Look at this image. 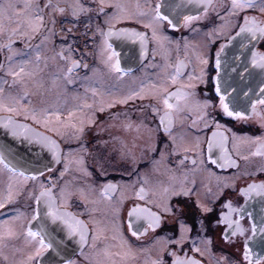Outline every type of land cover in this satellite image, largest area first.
<instances>
[{"label":"flooded vegetation","instance_id":"flooded-vegetation-1","mask_svg":"<svg viewBox=\"0 0 264 264\" xmlns=\"http://www.w3.org/2000/svg\"><path fill=\"white\" fill-rule=\"evenodd\" d=\"M124 2L129 4L139 2L143 4L145 0H124ZM150 2L154 5L157 0H150ZM160 2L165 5V12L170 13L177 19L186 14H196L194 6L175 7L178 4H186V0H160ZM106 11L110 13L113 10L106 9ZM250 14L259 15L258 13ZM58 20L60 22L57 25V35L49 43L47 54H52L53 43L55 44L56 52L61 50V45L65 48L71 46L74 53L73 58L80 61V67L73 73V77H78V79H75V83L71 85H65L63 81H57V87L52 89L50 86L51 92H53L52 96L44 100L46 103H52V105H64L67 107L66 103L69 102L78 101L79 105H82L84 98L87 97V103L93 104V107L84 111L91 114L94 118V123L86 127L81 140L76 141V145L83 143L86 146L87 167L93 175L90 177L79 173L76 177L70 175L75 183L71 181L73 185H69V190L73 195L70 198L68 210L80 215L87 207L89 209L88 213L80 218L88 222L91 217L107 229L104 232V236L107 239L101 242V247L105 245L117 246L112 247L111 250L123 251L124 249H119L118 247L121 244L122 237L127 242L126 247L130 246L135 255L134 259L130 258L124 264H146V261L150 264V261L157 258L161 253L164 239L174 240L179 236V226L175 221V217L161 213L160 226L155 230L148 229L147 232H144V228L147 225L140 222V231L144 232V234L137 237L128 231L129 218L127 213L134 204L143 205L145 203L143 200L136 199V192L141 187L147 190L148 199H155L153 192H159L163 186L172 183L173 181L170 180V177H173L177 187L183 183L184 187L193 189V194L190 197L173 196L170 201L174 208L177 205L185 208L186 215L183 218L191 229L186 233L188 238L180 246L183 247L184 252L194 255L196 259H203L204 264H209L207 257L193 254L190 248L193 240L196 241L198 246L203 247L201 238H210L214 259L219 260L221 256L226 258L225 261H221V264H234V262L235 264H249L248 261L244 260L245 242L247 241L251 264H256L257 260H261L264 257V232L259 230L253 232L252 227L254 224L257 229L264 226V196H258L253 193L246 198L240 190L242 188L246 189L249 184H259L264 181V171L259 170L260 166L264 164V158L249 157L248 160L242 159L241 156L248 155V152L254 146L242 144L239 154H237L233 150L232 137L233 134L237 137L264 135V127H261L259 119L255 115H251V102L261 98L259 93L261 84L264 82V74H261L260 69L252 68L250 65L252 49L264 52V40L249 43L247 39L235 37V33L232 32L231 34L235 38L229 42L227 39L229 33L223 31L218 38L214 36L211 43L204 47L207 39L206 34L210 30H214L220 23L212 10L203 19L193 21L187 28L182 24L176 28L167 27L165 24L163 34L169 37V40L164 42L163 48H160L151 40V32L144 29L142 25L132 21H125L117 24L116 27L147 32L149 41L146 56L141 59L139 41L133 43L125 39L110 38V43L113 44L114 49L115 41L118 42L119 40L121 43L122 49L120 51L124 53L121 56L118 55L121 67L125 70L131 69L130 72L126 71L124 76L117 79L116 74L110 73L101 62V57L99 56L101 37L99 35L93 37L98 23L104 28L107 27L102 23L103 17L97 20L95 14H93L90 22L88 18L81 16L79 21L76 22L71 16L65 14L63 17H58ZM89 23H91V27L87 29V35H84L85 26ZM69 29L71 31H68ZM193 29H198L199 31H193ZM6 39L7 37L0 39V44L4 43ZM186 41L189 45L187 50L185 49ZM33 43H39V39L34 40ZM221 45H224V49L220 53V67L217 69L216 53ZM14 48H23V44L19 39L14 38ZM153 48L157 49L155 56L153 55ZM194 50L196 53L203 54L204 58L208 60L207 65L199 64ZM115 51L117 52L116 49ZM186 51L187 56L185 55ZM7 55L6 49L0 50V63L5 62ZM178 60L185 61L187 65L182 73L183 78L180 83L189 82L188 73H192L193 69H195L196 75H199L200 68L204 69L203 80L192 81L196 85L195 89H186V91H195V99L201 102L204 100L210 101V106L204 110L210 115L207 119V127H205L204 121H198L197 126L193 127L192 121L199 115L198 112L185 110L176 114L172 135L177 138L178 143L180 142V136L183 135L188 146L195 141L196 137H199L203 153L202 157L193 151H179L176 155H172L169 137L163 129L158 128L159 118L154 117L151 108L145 107L155 103V101L135 99L127 104L116 103L113 107H104V111L101 112L98 110L100 97H93L91 91L85 92V87L96 88L99 92L105 94L104 99L108 101L114 96L109 91L119 85L121 99L128 95L130 90L138 91L142 81L147 84L149 80L156 81L158 79L157 74L161 73V68L152 67L150 66L151 64L163 66L167 63L175 66ZM57 63L62 64L65 68L67 67V62L65 61L58 60ZM84 63L89 65L88 69L83 67ZM42 65L43 62L41 63V68H43ZM93 69H96L95 73ZM169 71H174V67L169 69ZM48 72L49 74L56 72L55 66L51 63L40 74V77L45 79ZM0 75H3V73L0 72ZM85 76L90 77V79L85 80ZM8 79L10 80L11 78L9 77ZM180 83L172 85L169 82V91H175L180 86ZM217 85L221 89L220 95L225 97V102L230 107H234L238 111H246L249 114L247 120H239L223 114L220 108V97L216 93ZM231 86H236L235 92L232 91ZM68 88L75 90L77 94L70 96L68 93H63V91H68ZM30 99H32L34 104L40 105L43 97L33 96ZM230 99L236 100V103L230 104L228 102ZM75 104L73 105L78 107ZM157 106L159 107L160 105ZM257 112H264V106L257 105ZM5 115L8 114L0 113V116ZM79 115L80 113L77 112L76 117L78 118ZM14 118L17 121L29 123L38 130L51 135L58 140L61 148L65 151L66 143L56 137L54 133L48 132L31 119L25 120L22 115ZM128 123H131L132 127L126 129L124 125ZM216 123L222 125L219 131L228 137L225 147L228 149L231 159L235 162L234 166L222 169L215 164H211L208 160L207 137H210L213 131L216 130ZM149 145L154 147L155 151H152ZM161 152H164L163 157H161ZM98 155H102L107 161L104 174H101L93 165V158ZM219 155L220 150L214 148L213 159ZM184 157L189 159L183 165H180L178 161ZM193 158L198 161L196 166L191 163ZM201 158L205 161L203 165L199 164ZM153 161H158V163L153 164ZM52 168L51 178L53 183L65 184L67 176L60 177V172L64 168L63 161ZM193 168L197 170L191 171ZM48 175V173H45V179L48 178ZM145 179L147 183H145ZM193 180H195L194 185L192 184ZM109 181L118 185L120 189L112 193V200L104 199L99 195L101 186ZM80 189H83L85 196L89 200L87 205L80 197ZM56 191L58 193L59 189L57 188ZM122 194L125 199L121 202ZM19 198L17 196L5 208L0 209V220H7L15 216L17 210H19V212L24 213V217L18 222L23 224L26 229L28 227L27 220L31 218L35 203L31 199L28 202ZM197 200L207 208H210L211 211H202L197 207ZM92 201H95V203H92ZM229 202L233 208H242V213L239 217L236 213H232V219H239L241 226L245 229V233L243 235L238 233L236 236H232L231 232H229L227 234L228 238L225 239L224 229L227 228V224H218L217 221L221 213L229 211L228 208L224 207ZM152 210L157 211L155 207ZM133 221L135 223V218H133ZM200 221H203V230H201ZM36 225L37 222L33 221V230H36ZM89 227L92 228L93 225L89 223ZM17 230L19 233L17 236L7 237V240L0 244V264H20L21 261L26 259L30 251H34L26 243L28 238L23 235L19 225ZM47 231L53 247L39 258L43 261V264H62V258L69 256L83 260L82 257L74 254V251H79L76 242L66 238L59 223L54 224L51 221H47ZM114 235L118 237L115 240L112 239ZM91 242L89 237L88 243L90 244ZM176 249L177 246L175 244L168 245L167 251L163 253L166 264H171L172 259L171 256L167 255V252ZM84 251L87 253L90 250L85 248ZM184 252H178V254L183 255ZM4 256H7L8 259L5 260ZM83 264H86V262H83ZM261 264H264V260L261 261Z\"/></svg>","mask_w":264,"mask_h":264},{"label":"snow or ice","instance_id":"snow-or-ice-1","mask_svg":"<svg viewBox=\"0 0 264 264\" xmlns=\"http://www.w3.org/2000/svg\"><path fill=\"white\" fill-rule=\"evenodd\" d=\"M187 5L194 6L196 14H186L177 19L170 13L165 12V5L160 0H157L154 5L150 0H145L143 4L139 2L129 4L124 2V0H43V2L41 0H0V39L7 37L4 43L0 44V50L6 49L8 52L5 62L0 63V72L3 73V75H0V113H7L8 115L0 117V126L8 129L13 136H23L30 142H35L51 156L50 162L43 165V170L36 169L29 172L13 164L4 155L0 154V172L6 170L10 173L7 181V191L0 192V209L5 208L7 204L19 196L29 181L33 183V187L27 190V194L29 199L34 200L35 208L31 218L27 220L28 227L25 229L24 225L20 224L19 228L23 235L28 238L26 243L34 251H30L26 259L21 261L20 264H43V261L39 258L53 247L47 231V221H51L54 224L59 223L66 238L76 242L79 251H74V254L83 258L81 261L80 259L71 258V256L65 257L62 258V264H83V262H86V264H124L128 259L135 258L130 246L126 247L127 242L122 237L121 244L118 247L119 249H124L123 251L111 250L112 247L117 246L105 245L101 247V242L107 239L104 236V232L107 229L91 217L88 222L80 218L82 215L88 213L89 209L87 207H85L80 215L69 211V201L73 195L69 190V184L60 185L52 181L51 174L53 168L51 164H59L61 161L64 163V168L60 172V177H63L65 173L73 169L86 177L93 175L87 167L86 149L83 143L77 149L69 147L67 152H65L57 139L36 131L26 124L19 123L14 118L22 115L25 120L31 119L34 123L44 127L48 132L54 133L56 137H59L60 140L66 143L70 140L80 141L86 127L94 123L93 116L84 111L93 107V104L87 103V97L84 98L82 105L68 111L66 117L59 106H45L46 101L44 99H41L40 105H36L30 99L33 96L43 97L45 92L51 91V89H45L44 81L40 77V74L45 68L49 67L50 63L56 68V72L52 78L53 87H57V81L60 80L65 85H71L75 83V79H78V77H73V73L80 67V61L73 58L74 53L71 46L65 48L61 45V50L56 52L55 44L53 43L52 54H47L49 43L57 35V25L60 22L58 17H63L67 14L76 22L79 21L81 16L88 18L90 22L93 14H95L97 20L103 17L102 23L107 27L104 28L98 23L93 37L96 35L101 37L99 44L101 62L110 73L116 74L117 79L124 76L126 71L130 72L131 69L125 70L121 67L118 53L115 51L113 44L110 43V38L125 39L133 43L139 41L141 59H144L146 56L149 41L147 32L116 27L117 24L125 21H132L142 25L144 29L151 32V40L160 48H163L164 42L169 40V37L163 34L165 24L170 28H176L180 24L187 28L193 21L203 19L212 10L215 12L216 19L220 23L214 30H210L206 34L207 39L205 40L204 47H207L211 43L214 36L218 38L223 31L229 33L227 36L229 42L235 37L247 39L249 43L264 40V0H186V4H178L175 7ZM106 9H112L113 11L109 13ZM250 13H258L259 15H252ZM90 27L91 23L85 26L86 31L84 35H87V29ZM68 31H71V29ZM193 31L199 30L193 29ZM232 32L235 33V37L231 34ZM14 38L19 39L23 44L22 49L14 48ZM36 39H39V43H33ZM188 47L189 45L186 41L185 49L187 50ZM223 49L224 45H221L216 53L217 69L220 67L219 56ZM152 51L155 56L157 49L153 48ZM194 54L199 64H208V60L204 58L203 54L196 53L195 50ZM185 55L187 56V51ZM58 60L67 62V67L65 68L62 64L57 63ZM42 62L43 68H41ZM250 65L252 68L260 69L261 74H264V52L252 49ZM150 66L161 68V73L157 74L158 79L156 81L149 80L147 84L142 81L138 91L134 89L130 90L128 95L119 100L113 98L107 102V106L113 107L116 103L127 104L129 101L135 99L155 101V103L146 105L145 107L151 108L154 117L159 118L158 128L163 129L169 137L172 155H176L179 151H193L202 157L203 153L199 137H196L195 141L188 146L185 143L183 135L180 136V142H177V138L172 135V129L176 114L185 110L199 113L196 119L192 121L193 127L197 126L198 121H204L205 127L208 126L207 119L210 114L204 110L210 106V101L204 100L201 102L195 99V91H186V89H195L196 85L192 81L203 80L205 75L204 69L200 68L199 75H196L195 69H193L192 73H188L189 82L180 83L183 78L182 73L187 66L185 61L178 60L175 66L167 63L163 66L156 64H151ZM83 67L88 69L89 65L84 63ZM173 67L174 71H169ZM245 70L247 71V69ZM93 72L95 73L96 69H93ZM9 77L11 78L10 80L8 79ZM84 79L88 80L90 77L85 76ZM169 82L172 85L180 83V86L175 91H169ZM88 91L92 92L93 97H100V107L98 110L104 111L106 103L104 99L105 94L99 92L96 88L85 87V92L87 93ZM220 92L221 89L217 85L216 93L220 97V108L225 116L239 120H247L249 118V114L246 111H238L234 107H230L225 102V97L220 95ZM259 96L261 98L251 102V115H255L259 119L261 127H264V112H257V105L264 106V82L261 84ZM157 105L160 106L158 107ZM77 112L80 113L78 118L76 117ZM124 127L126 129L131 128L132 125L128 123ZM221 128L222 125L216 123V130L213 131L210 137H207V147L209 153L208 160L211 164H215L217 167L223 169L228 166H234L235 162L231 159L228 149L225 147L228 137L219 131ZM232 142L233 150L237 154H239L242 144L254 146L248 152V155L241 156L242 159L248 160L249 157L264 158V135L237 137L233 134ZM149 147L152 151H155L154 147L151 145ZM214 148L220 150V155L215 159H213ZM163 156L164 152H161V157ZM188 159V157H184L178 163L183 165ZM106 162V158L102 155L93 158V165L101 174L105 173ZM156 163L158 161H153V164ZM191 163L196 166L198 161L193 158L191 159ZM199 164L203 165L205 161L201 158ZM196 170V168H193L191 171L194 172ZM259 170L264 171V164L260 166ZM45 173L49 174L47 179H45ZM170 180L173 182L163 186L159 192H153L155 199H148L147 190L143 187L136 192V199L143 200L145 203L143 205L134 204L128 210V231L133 236L138 237L147 232L148 229L155 230L160 226L161 213L173 216L179 226L180 234L174 240L164 239L161 253L157 258L152 259L150 264H166L163 253L167 251L169 244L177 246L176 250L167 252V255L172 257L171 264H204L203 259H196L194 255H189L187 252H184L183 247H180L188 238L186 233L191 229L183 218L186 215L185 208H181L179 205L174 208L170 202L173 196L190 197L193 194V189L184 187L183 183L177 187L174 178L170 177ZM145 183H147L146 179ZM192 184H195V180L192 181ZM57 188L59 189L58 193L56 191ZM119 190L118 185L109 181L101 186L99 195L104 199L112 200V193ZM79 191L81 199L87 205L89 200L85 196L83 189ZM240 191L246 198L253 193L258 196H264V181L259 184H249L246 189L242 188ZM123 199L125 197L122 194L120 198L121 202ZM92 203H95V201H92ZM153 207L157 211H153ZM197 207L204 212L211 211L210 208L204 206L199 200H197ZM224 207L228 208L229 211L221 213L217 223L227 224V228L224 229L225 239L228 238L227 234L229 232H231L232 236H236L238 233L243 235L245 229L241 226L239 219H232V213H236L239 217L242 213V208H233L230 202L226 203ZM23 217L24 213L17 210L15 216L7 220H0V240H3L5 237L11 238L17 236L19 234L17 222L21 221ZM133 218H135V223ZM33 221L38 222L36 230H33ZM140 222L147 225L144 228V232L140 231ZM89 223L93 225L92 228L89 227ZM200 225L201 230H203V221H200ZM257 230L264 232V226L257 229V226L254 224L252 231L255 232ZM89 237L92 241L90 244L88 243ZM117 238L116 235L112 237L113 240ZM201 244L204 246H198L196 241L193 240L190 251L193 254H199L200 257H207L209 264H221V261L226 260L223 256L219 260L214 259L210 238H201ZM85 248H88L90 251L86 253L84 251ZM178 252H184V254L179 255ZM4 259L7 260L8 257L4 256ZM244 260L251 264L247 241L245 242ZM262 260H264V257L261 260H257L256 264H261ZM146 264H148L147 261Z\"/></svg>","mask_w":264,"mask_h":264},{"label":"water","instance_id":"water-1","mask_svg":"<svg viewBox=\"0 0 264 264\" xmlns=\"http://www.w3.org/2000/svg\"><path fill=\"white\" fill-rule=\"evenodd\" d=\"M114 46L119 56L124 54L120 51L122 47L119 40L118 42H114ZM230 88L233 92H235L236 86H231ZM228 102L230 104H234L236 103V100L230 99ZM18 122L26 124L36 131L42 132L29 123L22 121ZM46 135L52 137L49 134ZM0 154L4 155L13 164H16L18 167H21L29 172L36 169L43 170V165L49 163L51 160L50 154L46 150H42L40 145L36 144L35 142H30L23 136H13L10 131L3 126H0ZM54 165L56 164H51V167Z\"/></svg>","mask_w":264,"mask_h":264},{"label":"rangeland","instance_id":"rangeland-1","mask_svg":"<svg viewBox=\"0 0 264 264\" xmlns=\"http://www.w3.org/2000/svg\"><path fill=\"white\" fill-rule=\"evenodd\" d=\"M43 67V65H42ZM52 78H53V74H49L46 73V81H44L45 79H43L44 81V87L45 89H51L50 86L52 87V89H54L53 85H52ZM114 80H116V78H114ZM62 81V80H60ZM50 83V84H49ZM49 84V85H48ZM51 89V91H52ZM68 91L64 92L63 93H68L70 96L71 95H75L77 94V92L75 90H72L71 88L67 89ZM139 90V89H138ZM45 92L44 96H43V99H47V98H50L52 96V93L53 92ZM109 92H111L112 94H114V96H112L111 100L114 98L115 100H119L120 99V86L118 85V87L116 86L115 88L111 89ZM111 100H108V101H111ZM105 103V106L104 107H107V102ZM76 103V104H75ZM67 104V107L66 106H60V105H56V106H59L60 109L63 111V114L65 115V117L67 116V113L68 111H71L73 110L74 108H76L73 104H75L76 106H80L78 101L77 102H69V103H66ZM47 105H52V103L50 102H47L45 106ZM73 105V106H72ZM76 141L77 140H70L68 143H66V148H65V152H67L68 148H72V149H77L79 147V145H76ZM84 145V144H83ZM85 149H86V146L84 145ZM75 173V174H74ZM78 172H76L74 169L73 170H70L68 171L67 173H65V175L67 176L66 177V183H68L69 185L73 183H75L74 181H72V178L70 175H74L75 177L77 176ZM81 174V173H79ZM10 175V173H8L6 170L0 172V192H6L7 191V181H8V176ZM72 181V182H71ZM73 185V184H72ZM33 187V183L31 181L28 182V184L25 186L24 190L21 191V194L19 195V199H22V200H26L29 202V198H28V194H27V190L32 188ZM72 189V188H70ZM32 201V199H31ZM20 225L19 222H17V226ZM7 240V237H5L3 240L0 241V244L3 243L4 241Z\"/></svg>","mask_w":264,"mask_h":264}]
</instances>
